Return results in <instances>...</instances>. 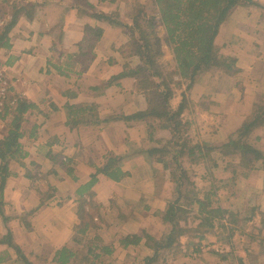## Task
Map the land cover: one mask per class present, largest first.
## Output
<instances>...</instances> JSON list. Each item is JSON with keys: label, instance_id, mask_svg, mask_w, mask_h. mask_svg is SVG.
Here are the masks:
<instances>
[{"label": "crops", "instance_id": "crops-1", "mask_svg": "<svg viewBox=\"0 0 264 264\" xmlns=\"http://www.w3.org/2000/svg\"><path fill=\"white\" fill-rule=\"evenodd\" d=\"M28 1L37 4L33 19L28 21L20 15L8 33L9 48L0 49V57L9 68L11 93L34 106L24 114L22 125L24 135L20 144L26 157L18 163H10V176L1 194L6 219L4 221L0 217V264H22L13 250L1 243L7 232L32 264H56L55 253L70 244L73 228L77 224L78 189L90 182L95 168L104 164L108 153H112L116 159L123 157L118 166L125 177L115 183L105 175L98 174L96 182L83 198L106 207L110 199H129L132 192L128 195V189L132 188L130 191L138 193V198L132 199L142 200V206L122 223L131 228L135 224L134 233L144 229L133 223L142 222L135 215L163 210L174 191L167 172L161 169L154 156L148 157V148L144 149L145 153H138L142 147L141 141L145 139L147 144L146 123L123 119L147 107L135 80H110L122 71L125 64L130 67L137 65V62L134 65L128 62L132 57L130 53L124 54L128 49V37L123 27L103 24L85 16L78 17L75 10L69 8L73 5L70 0H24L21 4ZM253 1L262 9L252 6L235 8L215 38L217 46L227 44V49L222 53L234 59L238 69L237 73L225 76L226 86L212 89L211 97L199 95L195 98L191 88L186 92L178 80L182 89L178 90V96L170 104L176 107L183 102L185 107L181 121L188 125L192 135L198 137L200 128L196 116L202 117L201 113H204L212 120L209 131L200 135V142H226L228 135L251 115L256 104L264 101V0ZM88 3L101 13L116 9L121 13L123 9L121 0H88ZM60 22L62 29L53 30ZM235 22L244 25L242 31L236 30L233 26ZM85 25L100 27L103 34L99 39L89 38L95 42L92 49L94 59L87 70L78 76L76 74L81 66L78 58L73 56L79 54L78 46L82 42ZM66 39L68 51H64L67 56L64 68L51 55L57 46H66ZM58 54L63 56L62 53ZM125 82L132 84L133 95L122 89ZM169 86L167 90L171 100ZM211 109H217L220 114L213 115ZM197 112H200L199 115ZM224 119L229 126H224ZM10 120V115L4 120L0 119V134L4 133L2 129ZM259 150L264 152V146ZM218 160L214 176L218 178V199L212 202V206L232 213L249 210L253 218L247 224L264 222V170L256 168L242 179L238 176L239 180L233 182L237 183L239 195L226 208L222 205L223 201H232L234 197L224 199L221 195L229 182L233 184V174L229 160L224 161L221 157ZM64 168H70L71 174ZM243 181L248 183L246 189L239 186ZM160 186H166L167 196L159 192L163 191ZM48 189L51 197L46 199L45 204L29 219L28 227H25L23 223H28V218L23 215L38 208L41 197ZM118 247L129 253L131 246L122 248L118 244ZM137 248L149 253L142 244ZM242 250L238 260L248 264V259L253 258L258 264H264V238Z\"/></svg>", "mask_w": 264, "mask_h": 264}, {"label": "trees", "instance_id": "trees-1", "mask_svg": "<svg viewBox=\"0 0 264 264\" xmlns=\"http://www.w3.org/2000/svg\"><path fill=\"white\" fill-rule=\"evenodd\" d=\"M70 1L73 5L69 8L75 10L78 17L85 16L103 24L122 26L128 37L127 48L130 56L139 59V64L135 68L129 69L128 64H125L122 74L110 78L111 81L123 78L135 79L138 91L146 100L145 110L123 118L124 121L145 122L148 132L147 144L152 142L151 131L154 129V124L170 135L165 148L147 153L149 158L154 156L155 161L162 165L163 171L167 172L169 180L174 185L173 196L166 202L165 208L152 213L162 223L163 230L158 237L145 230L125 235L120 238L119 245L127 248L142 244L150 252V255L144 258V264H158L166 262L170 256L184 259L193 253L201 255L202 242L207 236L215 235L217 231L229 233L226 238H231L237 230L232 225L239 221H250L253 214L249 210L242 215L212 206V198L217 194L211 173V169L217 167L213 155H219L224 161L238 157L237 166L228 164L233 174L232 182L242 175V173L239 175V168L243 170V176L256 168L264 170V153L248 143L252 132L259 126L264 127V115L255 114L253 117H247L238 129L228 135L224 143L197 142L190 145V140L186 137L188 125L181 121L185 105L183 102L176 107L170 104L167 86L172 82L171 77L176 76L180 79L179 83H185L191 88L205 73L211 71H219L225 76L237 73L234 59L220 53V49L215 45V38L235 8L252 6L262 9V6L253 0H121L123 8L126 12L129 11L126 21L121 17L118 9L101 13L96 11L88 0ZM36 6L37 4L32 1L12 4L11 20L0 30V49L9 48L8 33L19 16L22 15L31 21ZM155 18L159 19L163 28L174 64L173 69L169 72L165 71V74L157 64V59L162 56L160 45H150L149 40L144 37V28L154 23ZM62 27L63 24L60 22L53 27V30L58 31ZM102 34L103 30L100 27L84 26V36L78 46L79 54L73 56L78 58L77 62L81 65L78 75L85 72L94 59L92 49L95 43L89 38L99 39ZM33 108V104L16 98L13 108L6 107L0 113L2 120L7 115H11L7 130L0 138V217L4 221L6 218L2 210L1 194L5 181L10 175V163H18L26 157V152L20 144V139L24 135L21 124L25 120L24 114ZM144 144L145 141H141L142 147L138 153H145ZM112 155V153L106 154L104 164L95 168V174L91 176L90 182L78 189L77 195L80 197L76 208L78 223L74 226L71 237V244L76 248L72 249L67 245L58 250L54 256L56 264H103V259L109 258L112 248L100 244L99 234L88 240V233L97 232L100 229L99 223L105 221V216L111 217L113 214L116 220L125 222L133 211L138 210V207L141 208L140 199H118L116 204L112 205L113 209L116 208V213L102 215L95 203L87 202L83 198L96 182L98 174L105 175L115 183L121 182L125 177V173L118 166L123 157L116 159ZM188 162L194 165L198 162L203 165L205 173L199 176L201 183H205L203 186H198L189 175L185 167ZM61 166L65 167L64 164ZM64 169L71 174L70 168ZM28 178L32 179L29 176ZM50 192L48 190L44 193L38 208L23 215L28 218V223H23L25 227H28L30 217L45 204L46 199L51 197ZM1 243L12 249L22 264H32L13 243L9 232ZM228 256L232 259L230 254ZM238 264L245 263L238 260Z\"/></svg>", "mask_w": 264, "mask_h": 264}, {"label": "rangeland", "instance_id": "rangeland-1", "mask_svg": "<svg viewBox=\"0 0 264 264\" xmlns=\"http://www.w3.org/2000/svg\"><path fill=\"white\" fill-rule=\"evenodd\" d=\"M22 1H24V0H0V30L5 26V24L7 22H9L11 20L12 4L15 2L22 3ZM122 6H123V4H122ZM128 12L129 11L126 12V10L123 8L121 10L120 14L123 18L128 19L127 18L128 14H129ZM158 20H159L158 18H155L154 23H151L148 25V27L144 28L145 29V34H144L145 36L144 37H146V39L149 40L150 45H153V46H155V44L160 45L162 56H161V58L157 59L158 60L157 64L159 66H161V69L164 73L165 71L166 72H169V70L171 71L173 69L174 64H173L172 54H171V52H170V50L166 44V39H165L163 28L161 27L160 22ZM233 26L236 28V30L242 31V26H244V25L242 23L235 22L233 24ZM230 29H231V26L229 27L228 31ZM65 42H66L65 47L57 46V50L52 52V55H51L52 59H54L55 62H57L56 60L58 59L57 63L64 66V68L66 66V61H67L66 60L67 56L64 55V51L65 52L68 51L66 49L67 44H68V40L66 39ZM140 43H138V44H140ZM58 45H61V44H58ZM226 45L227 44H225V43L222 46L216 45L220 49V53L222 55H224L222 53V51L224 52L227 49V48H225ZM58 53H62L63 56L60 57ZM125 53H129V49H126L124 51V54ZM224 56H227V55H224ZM124 57H126V55H124ZM5 61H6V59H5ZM128 62L132 65H134L135 62H137V65H138L139 59L137 57H133V58L131 57ZM130 66L131 65H128L129 69L136 67L135 65L133 67H130ZM0 68L6 70V77L9 81V84H10L9 68L4 65V61L1 59V57H0ZM122 72H124V68H122V71L119 74H117L116 77L119 76L120 74H122ZM76 75H78V74H76ZM80 75H78V76H80ZM116 80H119V79H116ZM171 80H172V82H170V84H169L170 85L169 90L172 94V97H171V100H169V102H172L174 100V98L178 96V94H179L178 90L182 89V87L178 85V80H180L179 77H177V76L171 77ZM196 84L197 85L195 86V88H193V90L191 87L192 94H193V96H195V98H197L199 95L204 96V98L211 97V90L212 89L215 90L216 87L226 86L225 75L221 74L219 71H211V72L205 73L203 75V77L201 79H199L198 82H196ZM10 87H11V85H10ZM183 88H185L187 90V91L186 90L185 91L188 92V87L186 86L185 83L183 84ZM122 89L125 91H129L132 94V91H131L132 90V84L131 83L125 82ZM173 94H174V96H173ZM256 107L259 109L256 108L257 109L256 110L253 108L251 115L248 116L249 118L255 116V114L260 115V116L264 115V101L260 104H256ZM208 110H210V108H208ZM204 112H206V111H204ZM197 113L199 115L200 112H197ZM212 113H213V115L220 114V111L217 112V109H215V110H212ZM209 114L212 115L211 113H209ZM201 115H202V117L196 116L198 122L200 123V128L198 130V137L199 138L197 137V135H192L190 128H187L186 137H188V139L190 140V142H189L190 145H194L197 142H200L199 141L200 135H202L206 131H209L208 126L211 125L212 120H211L210 116H207L204 113H201ZM10 118H11V115H10ZM188 119H190V116ZM220 120L222 121V119H220ZM216 121H218V119ZM263 122H264V117H263ZM8 124H5V126L3 127L2 130L4 132H6ZM224 124H225L224 126H229V124H227V121L225 119H224ZM22 125H24V124L23 123L21 124V130H22ZM216 125L219 127V125L217 123H216ZM220 126H222V124ZM153 127H154V129L151 131L152 142L150 144H144V147L146 149L148 148L147 150L149 152L152 150L165 148L167 145V141L170 139V135L167 132H165L161 127L157 126L156 124H154ZM0 131H1V128H0ZM256 132H257V135H256ZM147 133H146V136H147ZM1 137H2V134H0V138ZM260 139H263V140L260 141ZM144 141H145V139H144ZM258 141H260V142H258ZM248 143L252 146H255V148L258 150H259V148L264 146V127L263 126H259L258 128H256L252 132V134L250 135V137L248 139ZM213 159L216 160L217 165H218V161H219L218 159H220V156L215 154V155H213ZM228 160H229L228 164L230 166H233V167L237 166L238 157L237 158L234 157L233 159H228ZM185 161H188V160L185 159ZM222 166H223V164H222ZM185 167L188 169L189 175L191 176V178L195 182L198 183V186L201 187V186H203V184H205V183H201V181L199 180V176H203L205 173V170H204L203 165L201 163L197 162V165H194V163L191 164L190 162H188L185 164ZM216 168L211 169V173H212L213 179L215 180V184H216V181H218V178L214 177ZM161 169H162V165H161ZM160 172L162 173L161 170H160ZM238 172H239V175L242 173V175H240V179H242L244 177L243 176V170L239 168ZM250 172L251 171H248L247 173L246 172L245 173L248 175ZM165 175H166V173H165ZM167 176H169V175H167ZM238 180H239V178L235 179V181H238ZM243 182L239 183L240 184L239 186H241V188L243 186V189H246V187L248 186V183H247V181H243ZM231 184H232L231 182H229V186L227 184L228 187L226 188L225 193L221 195L224 197V199L227 196L230 199L234 197V200H232V201H228V202L223 201L224 203L222 205L226 208L228 207V204H230L231 202H234L237 199L236 197L239 195V192L236 190L237 183L233 182V184L232 185ZM215 186H216V189L218 190L217 187L219 185H215ZM131 189L132 188L128 189V191H129L128 195L130 192H132V194L130 193V195H129V197H130L129 199H132V198L137 199L138 193H135L134 191H130ZM160 189L163 190V191H159L161 194L163 193L165 196L168 195V193H167L168 190H167L166 186H165V188H164V186H160ZM48 190H50V189H48ZM263 198H264V196H263ZM216 199H218V198L213 197L212 202L215 203ZM108 201L105 202V204H107V202H108V205H107L108 207L107 206L102 207V205H98L97 203H95V206L99 208L102 215L116 213V211H117L116 208L113 209L112 205L116 204L118 199L113 198V199H110ZM219 202L220 201H218V203ZM76 208H78V204H76ZM85 208H87V206ZM247 212H248V210L245 211L244 213H239V214L244 215ZM135 217L138 218V221L139 220L142 221V222H133V223H136L138 225V228H140V226H141L144 228L143 230L151 233L152 235L154 234L156 237H158L160 232L163 230V225L160 222V220L158 221L155 218H153L154 216L150 212H146V214H144V213H142L140 215L138 214V216L135 215ZM31 218H32V216L30 217V219ZM104 220L105 221L99 223L100 229L97 230V232L91 231L90 233H88V236H87V239L91 240V239H93L95 234H99L100 238H101L100 244L103 246H109V248H110V246L112 247V249H111L112 252H111V254L108 255L109 258H107V259H106V257H105V259L100 258V260L103 259V261H104L103 264H144V261H143L144 258L146 256L150 255V252L148 253L147 250H141L140 251L139 248L135 247L133 249L132 247H134V246H131L129 253H127L125 251H122L118 247L119 240L121 237L128 235V234H131V233L134 234L135 224H132L133 226L131 228V226H128L125 223H122V221L116 220L115 217L113 216V214L111 217L105 216ZM247 222L249 223L250 221H246V222L239 221L237 224L232 225L237 230L233 233L231 238H228V237L226 238V236L229 233L224 234V233L219 232V231H217V233L213 236H207L205 238L204 242H202V251L200 253L201 254L200 256H198L196 253L188 255V257H185L184 259L174 258V257L170 256L168 259H166V262L158 263V264H238V257H239V254L243 251L242 249L244 247L249 248L250 246H253L254 244H256V242H258V241L262 240V238H264V232H263L264 231V229H263L264 228V222L263 221L262 222L257 221L258 223L256 222V224H253L252 222L250 224H247ZM77 223H78V219H77ZM115 246H116V248H115ZM232 247L234 248L233 251L231 250ZM69 248H72V249L76 248L74 244H71V241L69 244ZM97 252H98V250L95 251V253H97ZM228 254L231 255L232 259L228 256ZM247 263L248 264H258L257 261L253 258L248 259ZM38 264H45V263L40 262Z\"/></svg>", "mask_w": 264, "mask_h": 264}, {"label": "built area", "instance_id": "built-area-1", "mask_svg": "<svg viewBox=\"0 0 264 264\" xmlns=\"http://www.w3.org/2000/svg\"><path fill=\"white\" fill-rule=\"evenodd\" d=\"M16 104V98L10 90V84L6 77V70L0 68V113L6 107L13 108Z\"/></svg>", "mask_w": 264, "mask_h": 264}]
</instances>
